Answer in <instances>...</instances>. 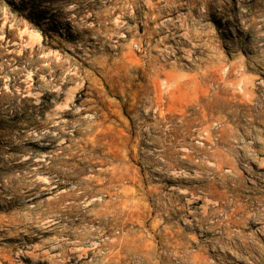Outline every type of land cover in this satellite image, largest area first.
Segmentation results:
<instances>
[{
	"label": "rangeland",
	"instance_id": "rangeland-1",
	"mask_svg": "<svg viewBox=\"0 0 264 264\" xmlns=\"http://www.w3.org/2000/svg\"><path fill=\"white\" fill-rule=\"evenodd\" d=\"M0 264H264V0H0Z\"/></svg>",
	"mask_w": 264,
	"mask_h": 264
}]
</instances>
